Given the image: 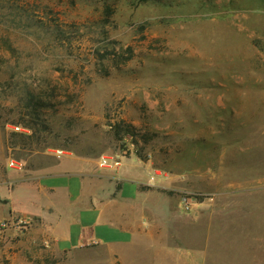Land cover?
Listing matches in <instances>:
<instances>
[{"label":"rangeland","instance_id":"rangeland-1","mask_svg":"<svg viewBox=\"0 0 264 264\" xmlns=\"http://www.w3.org/2000/svg\"><path fill=\"white\" fill-rule=\"evenodd\" d=\"M0 133L7 172L61 151L170 179L166 256L123 264H264V0H0Z\"/></svg>","mask_w":264,"mask_h":264},{"label":"crops","instance_id":"crops-1","mask_svg":"<svg viewBox=\"0 0 264 264\" xmlns=\"http://www.w3.org/2000/svg\"><path fill=\"white\" fill-rule=\"evenodd\" d=\"M10 157V139L0 133V221H11L0 230V264H45L48 255L69 264L70 256L89 252L103 256L100 264H123L125 248L151 249V240L169 237L162 226L170 205L158 190L168 189L170 179L153 185L128 163L100 167L40 153L7 172ZM19 219L27 225L14 226ZM156 250L166 256L164 247Z\"/></svg>","mask_w":264,"mask_h":264},{"label":"built area","instance_id":"built-area-1","mask_svg":"<svg viewBox=\"0 0 264 264\" xmlns=\"http://www.w3.org/2000/svg\"><path fill=\"white\" fill-rule=\"evenodd\" d=\"M62 154V152L61 151H59V156ZM116 165H118L119 163H115ZM107 165V161L106 160H103V162L101 163V166L102 167H104V166H106ZM9 166L11 167V168H13L14 167V162H10L9 163ZM14 224V226H16V227H19V228H23V227H25L26 225H27V222L25 221V220H22V219H19V220H17L15 223H13ZM11 226V221H9V220H3V221H0V230H2V229H7L8 227H10Z\"/></svg>","mask_w":264,"mask_h":264},{"label":"trees","instance_id":"trees-1","mask_svg":"<svg viewBox=\"0 0 264 264\" xmlns=\"http://www.w3.org/2000/svg\"><path fill=\"white\" fill-rule=\"evenodd\" d=\"M140 1H146V0H140Z\"/></svg>","mask_w":264,"mask_h":264}]
</instances>
